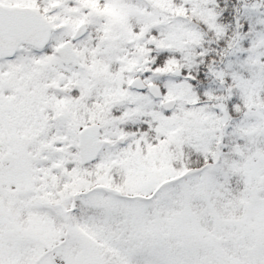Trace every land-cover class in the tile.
Returning <instances> with one entry per match:
<instances>
[{
	"label": "snow or ice",
	"instance_id": "1",
	"mask_svg": "<svg viewBox=\"0 0 264 264\" xmlns=\"http://www.w3.org/2000/svg\"><path fill=\"white\" fill-rule=\"evenodd\" d=\"M0 264H264V0H0Z\"/></svg>",
	"mask_w": 264,
	"mask_h": 264
}]
</instances>
